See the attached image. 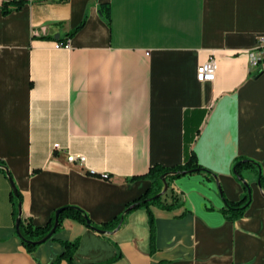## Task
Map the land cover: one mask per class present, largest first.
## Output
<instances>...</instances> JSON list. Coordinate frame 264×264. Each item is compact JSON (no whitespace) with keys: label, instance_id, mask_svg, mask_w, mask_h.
Returning a JSON list of instances; mask_svg holds the SVG:
<instances>
[{"label":"crops","instance_id":"0c3cea01","mask_svg":"<svg viewBox=\"0 0 264 264\" xmlns=\"http://www.w3.org/2000/svg\"><path fill=\"white\" fill-rule=\"evenodd\" d=\"M11 1L0 0V161L24 221L46 226L78 206L107 223L151 187V167L183 165L191 151L221 188L213 176L177 177L164 199L180 205L135 209L110 233L66 217L30 253L1 168L0 264H53L76 240L74 264H264L258 175H243L252 200L242 217L228 219L224 200L244 195L238 159L264 172V64L250 61L264 0H22L4 14ZM209 60L215 80L201 82Z\"/></svg>","mask_w":264,"mask_h":264},{"label":"trees","instance_id":"16d2710c","mask_svg":"<svg viewBox=\"0 0 264 264\" xmlns=\"http://www.w3.org/2000/svg\"><path fill=\"white\" fill-rule=\"evenodd\" d=\"M23 4L24 2L22 0H14L5 3L4 6L2 7V11L4 14H8L14 10L20 9ZM102 11L109 19L110 18L109 5H102ZM1 168L5 169V172L8 177H12L11 173L6 170L7 167L2 161H0V170ZM234 168L236 169L239 176L242 178H244L243 175L245 172H254L261 179L262 189L264 190V172H262L260 163L252 159L240 158L235 162L233 169ZM193 173H200L213 177L215 175L211 170L199 164L197 156L194 153V151H191L189 153L187 160L183 165H178L174 167H163L161 165H155L151 167L147 172V174L144 176V178L150 179L152 181L151 187L142 196L128 203L126 205L125 210L117 217H115L114 219H112L107 223H103L102 225H97L91 220L88 213L84 211L82 208L78 206H65L63 208H60L63 209V211L60 214L59 226L57 228V231L61 227L62 220L66 217L75 219L93 230L101 229L104 230L106 233L107 232L110 233L114 230L119 229L125 223L127 216L135 209L149 208L150 205L152 204H157V205H161L164 208L172 209L181 204V202L178 201L176 198L175 201H173L172 203H165L164 197L165 195H167L169 191H171L172 181L177 177L193 174ZM165 174H167L169 189L164 195L155 198V196L161 193V191L164 188L162 177ZM235 176L242 183L244 187V195L242 199L238 202H230L226 198H224L226 204L225 213H227V217L230 220H236L242 217L252 200L251 186L244 184L239 178V176L237 175ZM12 199L15 206V212L17 215L16 219H18L19 203L22 202V194L20 193L19 190L17 191V194H15L13 191ZM56 212L57 210L55 211L53 217L50 219V221L46 226H37L31 220L24 221L21 218L20 231L23 235L21 240L25 249L28 252L33 253L41 245L40 241L50 233V231L52 230L55 224ZM149 213H150L149 216H150V224L152 230V239L154 242V235H155L154 218L152 216V213L151 212ZM62 244L65 248V251L62 255H60L57 258V260L53 264H60V262L63 259L67 260L69 264H74V255L79 248L80 241L79 240L73 242L63 241Z\"/></svg>","mask_w":264,"mask_h":264},{"label":"built area","instance_id":"2783aa9c","mask_svg":"<svg viewBox=\"0 0 264 264\" xmlns=\"http://www.w3.org/2000/svg\"><path fill=\"white\" fill-rule=\"evenodd\" d=\"M56 47H70V42H57ZM250 61L252 67H261L264 64V37H262L259 41V45L257 49L250 54ZM217 65L214 60H209L204 63H202L198 67L197 71V78L201 82H213L215 80ZM55 148H59V145L56 144ZM68 161L71 163H80L83 164L85 161V157L83 155L79 154H69ZM104 178L108 179L109 176L107 174H104Z\"/></svg>","mask_w":264,"mask_h":264},{"label":"water","instance_id":"95a60500","mask_svg":"<svg viewBox=\"0 0 264 264\" xmlns=\"http://www.w3.org/2000/svg\"><path fill=\"white\" fill-rule=\"evenodd\" d=\"M6 170L9 171L8 169H6ZM233 172H234L235 175L239 176V174L237 173V171H236L235 168L233 169ZM184 173H187V172H184ZM214 178L216 179V181L218 183V186L221 188V185H220V183L218 181V177H217L216 174L214 175ZM239 178L241 179V181L244 184L249 185V183L244 178H242L240 176H239ZM9 180L11 182V185H12V188H13L14 193L17 194L18 189H17V186H16L15 181L13 180L12 177H9ZM162 180H163V183H164V188L161 191V193H159L158 195L155 196V198H158V197L164 195L168 191V189H169V184H168V181H167V174L163 175ZM258 185H259L260 188H262V184H261V179L260 178L258 179ZM62 211H63V209H58L57 210L54 227L52 228V230L50 231V233L40 241L41 244L47 242L56 233L57 228L59 226L60 214H61ZM21 218H22V203H19V217H18V219L16 221V229H17V233H18V235H19L20 238L23 237V235H22V233L20 231ZM96 231H98L99 233H106L104 230H101V229H97Z\"/></svg>","mask_w":264,"mask_h":264}]
</instances>
